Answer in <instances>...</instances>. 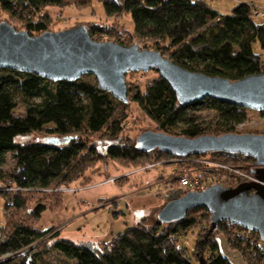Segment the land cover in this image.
Listing matches in <instances>:
<instances>
[{"label":"trees","instance_id":"16d2710c","mask_svg":"<svg viewBox=\"0 0 264 264\" xmlns=\"http://www.w3.org/2000/svg\"><path fill=\"white\" fill-rule=\"evenodd\" d=\"M70 1L0 0V12L17 19L30 36H37L49 31L48 8H63ZM100 2L107 18L129 16L135 38L151 41V50L167 54L169 61L188 71L230 81L264 73V62L252 49L258 42L264 51V27L253 20L251 4L240 3L230 14L221 15L204 0ZM87 30L96 42L108 34L96 25ZM156 75L130 98L159 132L186 138L219 136L236 133V127L245 122L246 109L209 98L180 105L169 85ZM19 105L24 116L14 115ZM127 105L99 89L90 75L72 82H52L34 74L0 70V259L6 258L0 264L14 258H21V264H49L45 256L51 249L74 264H193L199 259L205 264H231L220 254L219 235L247 264H264V242L257 233L224 222L209 231L210 214L204 208L192 209L172 224L155 220L148 225L140 217L141 221L127 225L101 250L60 239L57 233L46 238L51 231L35 227L45 212L43 204L31 210L33 222L19 220L31 196L54 195L51 190L68 187L96 162L108 159L140 167L176 158L159 151L140 152L134 143L120 141ZM205 109L217 114L214 123L204 125L192 116ZM32 134L49 137L41 142L18 140ZM95 135L105 139L91 144ZM52 138L59 143L46 142ZM8 154L14 167L6 173L1 168ZM198 156L225 164H254L250 157L223 152ZM238 185L229 182L226 187ZM174 193L170 200L183 196ZM194 228L198 232L189 256L177 237ZM48 239L52 242L49 248Z\"/></svg>","mask_w":264,"mask_h":264},{"label":"water","instance_id":"95a60500","mask_svg":"<svg viewBox=\"0 0 264 264\" xmlns=\"http://www.w3.org/2000/svg\"><path fill=\"white\" fill-rule=\"evenodd\" d=\"M29 73L52 82H72L93 76L98 88L127 104L125 76L155 71L175 93L180 105L206 98L246 110L264 111V73L230 81L188 71L153 50L138 45L94 41L85 26L30 36L0 22V70ZM47 143H59L57 139ZM137 151H159L174 157L223 152L254 160L257 183L234 188L212 186L199 193H187L164 204L155 220L162 224L181 221L187 212L204 208L209 214V231L229 223L257 233L264 242V134L204 135L196 138L147 131L134 142ZM3 262V261H0ZM198 264H205L202 259Z\"/></svg>","mask_w":264,"mask_h":264},{"label":"rangeland","instance_id":"374dc122","mask_svg":"<svg viewBox=\"0 0 264 264\" xmlns=\"http://www.w3.org/2000/svg\"><path fill=\"white\" fill-rule=\"evenodd\" d=\"M204 1L221 15L230 14L232 9L240 3L251 4L255 8L253 20L256 24L264 27V0ZM257 12L260 13L258 17L256 16ZM47 13L50 16L48 26L50 32H59L78 26H85L89 29L96 25L105 28L108 33L97 38L101 42L121 43L120 45L123 46L139 45L142 50H151L153 46L151 41L139 40L134 37L133 23L129 16L123 14L107 18L100 0H71L63 8H48ZM0 22H6L16 30H21L22 27L17 19L10 18L2 12H0ZM252 49L255 54L261 56L264 62V51L261 50L258 42L253 44ZM161 55L165 59H169L167 54ZM156 76L154 71L129 73L125 76L129 103H127V118L123 123L120 141H129L133 144L144 132H159L155 123L146 117L130 98L132 92L143 91L148 82ZM14 115L24 116V108L19 105L14 110ZM192 116L197 119L198 123L204 125L212 124L217 119V114L208 109L194 112ZM236 133L264 134V111L246 110V120L236 127ZM48 137L32 134L18 140L23 143L41 142ZM102 139H105L102 135H95L90 142L98 144ZM102 150L100 149V152ZM6 158V164L1 168V171L7 173L12 171L14 160L11 154H8ZM156 163L157 166L145 171L142 169L143 166L134 167L127 162L108 159L96 162L85 171L81 178L70 183L68 187L62 186L60 189L51 190L54 195L31 196L28 208L24 212H20L17 217L22 222L31 223L33 222L31 210L37 204H43L45 212L36 221L35 227L50 230L51 232L46 238L57 233L60 239L101 250L104 244L122 233L127 225L137 224L138 221H141L140 217L146 218V224H152L159 209L170 201L172 192L176 188V183L170 180L176 164L169 160ZM232 165L243 166V164ZM231 179L229 181L233 182ZM234 184L238 185L239 182ZM197 232L198 229L194 228L186 235L177 237L178 245L183 247L189 256L193 252ZM45 242H48L49 248L52 242H49V239ZM45 258L49 264H74V261L52 249L47 252ZM5 259L4 257L0 261ZM21 263V258H14L7 264ZM193 264L197 263L193 262Z\"/></svg>","mask_w":264,"mask_h":264},{"label":"built area","instance_id":"2783aa9c","mask_svg":"<svg viewBox=\"0 0 264 264\" xmlns=\"http://www.w3.org/2000/svg\"><path fill=\"white\" fill-rule=\"evenodd\" d=\"M256 16H260V13L257 12ZM197 156L176 157L169 160L176 164L174 174L170 177V180L176 183L173 192L178 191L184 196L187 193L202 192L216 185L226 187L230 178L234 183L239 182V184L258 182L252 174V170L258 168L254 164L236 167L212 160L209 156L196 158ZM155 166L157 163H148L142 169L146 171Z\"/></svg>","mask_w":264,"mask_h":264},{"label":"crops","instance_id":"0c3cea01","mask_svg":"<svg viewBox=\"0 0 264 264\" xmlns=\"http://www.w3.org/2000/svg\"><path fill=\"white\" fill-rule=\"evenodd\" d=\"M216 242L218 244V248L220 251V254L226 258L231 264H247L243 258L238 254L235 250H232L225 238L221 235L216 237ZM197 263V262H196ZM198 264V263H197Z\"/></svg>","mask_w":264,"mask_h":264}]
</instances>
